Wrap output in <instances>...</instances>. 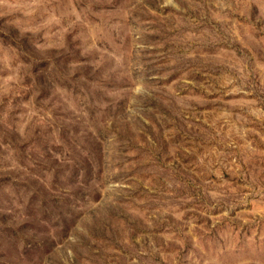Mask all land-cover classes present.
<instances>
[{"label":"rangeland","instance_id":"374dc122","mask_svg":"<svg viewBox=\"0 0 264 264\" xmlns=\"http://www.w3.org/2000/svg\"><path fill=\"white\" fill-rule=\"evenodd\" d=\"M0 264H264V0H0Z\"/></svg>","mask_w":264,"mask_h":264}]
</instances>
